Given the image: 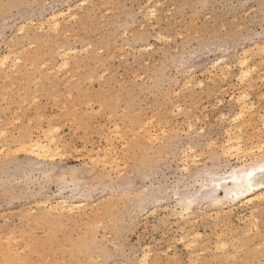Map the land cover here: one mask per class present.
<instances>
[{
  "label": "rangeland",
  "instance_id": "rangeland-1",
  "mask_svg": "<svg viewBox=\"0 0 264 264\" xmlns=\"http://www.w3.org/2000/svg\"><path fill=\"white\" fill-rule=\"evenodd\" d=\"M262 47L264 0H0V264H264V202L199 195L259 154L221 148L238 124L246 149L264 139ZM242 93L253 107L235 120ZM49 127L53 157L14 152Z\"/></svg>",
  "mask_w": 264,
  "mask_h": 264
},
{
  "label": "bare ground",
  "instance_id": "bare-ground-1",
  "mask_svg": "<svg viewBox=\"0 0 264 264\" xmlns=\"http://www.w3.org/2000/svg\"><path fill=\"white\" fill-rule=\"evenodd\" d=\"M148 2V1H147ZM150 2V1H149ZM147 7V6H146ZM148 10V9H147ZM147 14V13H146ZM148 14L152 16L155 15V11L153 10V8L149 9L148 10ZM63 16V13L62 12H57L55 14H52L51 16H49V18H47L45 21H47V23L51 24V26L49 27L50 30H53L55 32H57L59 30V26H60V23H59V18ZM69 17V16H68ZM147 17V16H146ZM73 18V17H72ZM45 19V18H44ZM71 19V17L69 18ZM74 19V18H73ZM44 23V22H43ZM41 24V23H40ZM80 24V23H79ZM42 26V24H41ZM40 26V27H41ZM48 29V30H49ZM21 30V29H20ZM39 30V29H38ZM39 32V31H38ZM45 32V31H44ZM47 34V33H46ZM159 34V33H158ZM157 34V35H158ZM153 38V37H152ZM108 45V44H107ZM89 47V45L87 46ZM150 47V46H149ZM148 47V48H149ZM255 47H257L255 45ZM144 47H142L143 49ZM263 48V47H262ZM24 49V48H23ZM85 49V48H84ZM83 49V50H84ZM151 49V48H150ZM248 49V48H247ZM252 49V48H250ZM264 49V48H263ZM263 49H261L262 52ZM62 50V48H61ZM100 50V49H99ZM143 50H146V49H143ZM258 50V49H256ZM260 51V53H261ZM24 52V51H23ZM248 52V51H246ZM68 53H70V51L68 50H62L61 53H58V57H60L62 59L61 61V66H68V61L67 60V56H68ZM73 53V51H72ZM244 52H242V55H243ZM258 53H259V50H258ZM262 54V53H261ZM11 55V54H10ZM9 55V57H10ZM19 55V54H18ZM245 55V54H244ZM15 56V55H14ZM5 57V56H4ZM7 56V58H9ZM13 59V58H12ZM8 59H2L0 60V68L1 66H3L6 61ZM18 60V59H17ZM223 60V59H222ZM12 61V60H11ZM19 61V60H18ZM17 61V62H18ZM221 61V60H220ZM250 59L245 55L243 56L242 58H239L238 60V64L240 66V72L238 74V79L241 80V82L245 81V80H250V75H251V72L254 71V66H250ZM15 63V62H14ZM12 63L13 65H16ZM60 63V62H59ZM33 64V63H32ZM31 64V65H32ZM218 64V63H217ZM60 65V64H59ZM76 66V65H75ZM224 66V65H223ZM225 67V66H224ZM12 68L15 69V66ZM226 68V67H225ZM229 68V67H228ZM65 69V68H64ZM212 69V68H211ZM220 69V68H219ZM12 70V69H11ZM61 70V69H60ZM220 71V70H219ZM208 72V71H206ZM101 74V73H100ZM102 75V74H101ZM213 76V75H212ZM224 77V76H222ZM8 78V77H7ZM62 78V77H61ZM101 79V78H100ZM236 79V78H235ZM8 80V79H7ZM212 81V80H211ZM194 83V82H193ZM199 83V82H198ZM201 84V83H200ZM199 84V86H200ZM187 85V84H185ZM194 85V84H193ZM195 86V85H194ZM202 86V85H201ZM251 87V86H250ZM190 88V87H189ZM243 94V93H242ZM242 96V95H241ZM246 99H247V96L243 94L242 97L238 98V100L236 102H239L238 105V109H240L239 113H237L236 115H233V118H235V120L239 119L242 117L243 115V112L244 110L246 109H249L248 106H252V105H248L246 103ZM253 107V106H252ZM251 108V107H250ZM182 109V108H181ZM179 110V109H178ZM177 110V111H178ZM189 110V109H187ZM247 111H250V110H247ZM172 112V111H171ZM186 112V111H185ZM173 113V112H172ZM247 115V114H246ZM251 115V114H250ZM110 116V115H109ZM235 116V117H234ZM244 116V115H243ZM254 117V116H253ZM261 117V116H260ZM223 118V117H222ZM233 118H230L233 122H235L233 120ZM243 119V118H241ZM245 119V118H244ZM261 119V125H262V128L264 129V114L263 116L260 118ZM229 121V120H228ZM146 122V121H145ZM244 123V122H243ZM247 123V122H245ZM189 125V124H188ZM189 127V126H188ZM187 127V128H188ZM116 128V127H115ZM193 128V127H192ZM230 127H228L229 129ZM233 128V127H232ZM252 129V127H250ZM141 129V128H140ZM227 129V130H228ZM236 129H237V133L236 136H232L231 133L228 132V135H227V138H226V141L224 142V144L222 145V156H225L226 154L229 155V154H236V155H239V154H243V153H246L247 152V156H248V151L251 152V150H254V149H257L259 152L256 153L258 154V157H255L256 154H253V158L248 161V164H243V165H240V166H234V167H231L230 171L224 173V174H215V173H207L205 174L206 178L205 180H202V183L200 184V191L199 192H202L199 193L200 199H203L204 201H207L209 204H211L213 207H216V208H221L222 206H227V205H230V206H236L238 204H246V205H254V202H264V139L261 140V141H258L256 143H254L253 146H250L248 149H246L243 145V139H244V130H242V125L241 124H238L236 126ZM234 128V130H236ZM55 129L49 127L45 132H44V136H45V139L47 140V142H44V141H40V140H33V139H22V140H19L18 142V148L15 150V147L13 149V151L16 153L20 152V150H22V152H26L28 153L31 157H33L34 159H36L37 161H41L45 158H51L55 155V153H58L59 151V148H58V141H56L55 137H53L52 135V132H54ZM118 130V129H116ZM142 130V129H141ZM187 130H190L191 129H187ZM225 130V129H224ZM223 130V131H224ZM230 130V129H229ZM233 130V131H234ZM151 131V130H150ZM158 131V130H157ZM156 131V132H157ZM225 131V132H226ZM146 132V131H145ZM162 132V130H161ZM257 132V131H256ZM2 134V132H0ZM5 133V132H4ZM138 133V132H137ZM153 133V132H152ZM234 133V132H233ZM113 134V133H112ZM148 134V133H147ZM158 134V133H157ZM235 134V133H234ZM4 135V134H3ZM115 135V134H114ZM151 135V134H150ZM149 135V136H150ZM1 136V135H0ZM111 136V135H110ZM119 136V135H118ZM158 136V135H156ZM135 137V136H134ZM152 136L148 137L149 139L151 138ZM155 137V136H154ZM147 138V139H148ZM120 139V138H119ZM157 140V139H156ZM149 141V140H148ZM155 141V140H154ZM150 142V141H149ZM142 144V143H141ZM222 144V143H221ZM61 144H59L60 146ZM63 146H64V143H63ZM0 152L2 150V147L0 146ZM118 149V148H117ZM121 150V149H119ZM122 151V150H121ZM190 152V151H189ZM193 152V151H192ZM6 153V152H5ZM104 153V152H103ZM255 153V152H254ZM3 154V153H2ZM12 154V153H10ZM103 155V154H102ZM184 158H185V155L184 154ZM235 155V156H236ZM94 156V155H93ZM120 156V155H119ZM189 156V155H187ZM234 156V155H233ZM245 156V155H244ZM243 156V157H244ZM257 156V155H256ZM6 157V155H5ZM8 157V156H7ZM115 157V156H114ZM252 157V155L250 156ZM94 158V157H93ZM116 158V157H115ZM114 158V159H115ZM187 158V157H186ZM185 158V159H186ZM100 159V158H99ZM193 159V158H192ZM191 159V160H192ZM198 159V158H197ZM242 159V157H241ZM118 160V159H116ZM115 160V161H116ZM105 160H103L104 162ZM240 161V160H239ZM99 162V161H98ZM114 162V161H113ZM193 163L194 162V159L192 161ZM107 163V162H106ZM185 163V162H184ZM245 163V162H244ZM44 164V163H43ZM102 164V163H101ZM33 165V164H32ZM39 165V164H38ZM105 165V164H104ZM103 165V166H104ZM189 165V164H187ZM194 165V164H193ZM36 167V166H35ZM184 167V166H182ZM186 168V167H185ZM183 168V169H185ZM30 169V168H29ZM28 169V170H29ZM34 169V168H33ZM205 169V168H204ZM188 171V169H187ZM28 175H30L28 173ZM204 176V174H202ZM201 181V180H200ZM197 185V184H196ZM199 186V185H198ZM73 188V186H72ZM185 188V187H184ZM74 189V188H73ZM72 189V190H73ZM76 190V189H75ZM74 191V190H73ZM72 191V192H73ZM77 192V191H74V193ZM197 194V193H196ZM195 195V193H194ZM148 196V195H147ZM173 196V195H172ZM173 197H177L176 195L173 196ZM148 198V197H147ZM179 198V197H178ZM194 196H191L190 194V197H187L185 199H182V198H179V203L178 205L181 207L179 210H180V213H178V217L180 216L182 219L183 218H187V216L190 215L191 213V209L194 205V203L196 201H198V199H196ZM48 203V202H47ZM62 204H64V207L66 206L67 202H63ZM77 206H81L82 203L80 204H76ZM84 205V204H83ZM82 205V206H83ZM61 206V205H59ZM81 206V207H82ZM62 207V206H61ZM66 207H74V205H69V206H66ZM85 207V206H84ZM56 208V207H55ZM60 208V207H59ZM78 208V207H77ZM140 208V207H139ZM49 209V208H48ZM63 209V208H62ZM68 209V208H67ZM51 210V209H50ZM138 210V209H137ZM140 210V209H139ZM56 211V210H55ZM71 211V209H70ZM231 211V210H229ZM69 212V210H68ZM250 212V211H249ZM219 215V213H217ZM193 216V215H192ZM211 217V216H210ZM249 217V216H248ZM201 218V217H200ZM247 219V218H246ZM195 221V220H194ZM100 224V223H98ZM102 225V224H101ZM254 227V226H253ZM250 229V228H249ZM254 229H256L254 227ZM251 232V231H250ZM258 233V232H257ZM196 234V233H195ZM224 234V233H223ZM194 235V234H193ZM198 235V234H196ZM59 236V235H58ZM200 236V235H199ZM198 236V237H199ZM225 236V234H224ZM197 237V236H196ZM245 237V236H244ZM61 238V237H60ZM200 238V237H199ZM234 239V238H233ZM232 239V240H233ZM30 240V239H29ZM181 240L182 242L184 243V245L186 246V248L188 247H192V246H195L196 242H195V236H192V234L190 235L189 233L185 232L184 235L181 237ZM219 240V239H218ZM180 242V241H179ZM181 242V243H182ZM221 242V241H220ZM240 242V241H239ZM205 243V242H204ZM238 243V242H237ZM40 244V242H39ZM220 244H224V243H220ZM218 244V246L220 245ZM48 245V244H47ZM216 245V244H214ZM232 245V244H231ZM224 246V245H223ZM237 246V245H236ZM220 247V246H219ZM235 247V246H234ZM242 247V246H241ZM260 247V246H259ZM216 248V247H215ZM224 248V247H223ZM227 248V246H226ZM224 248V249H226ZM261 249V248H260ZM209 250V249H208ZM220 250V249H219ZM215 251V249H214ZM217 251V249H216ZM204 252V251H202ZM223 252V251H221ZM226 252V251H225ZM8 254V253H6ZM150 254V252H149ZM201 254V253H200ZM223 254V253H222ZM232 254V253H231ZM234 254H236V252H234ZM44 255V254H43ZM42 255V256H43ZM143 255V254H142ZM224 255H227L226 253H224ZM230 255V254H229ZM239 255V254H238ZM143 256H148V255H143ZM196 256V255H195ZM221 256V255H220ZM232 257V255H230ZM235 256V255H234ZM233 256V257H234ZM27 257V256H26ZM149 257V256H148ZM198 257V256H196ZM195 257V258H196ZM229 257V256H227ZM230 257V258H231ZM235 258V257H234ZM232 258V259H234ZM27 259V258H26ZM48 259V258H47ZM198 259V258H197ZM142 260H143V257H142ZM196 260V259H195ZM264 261V259H263ZM142 263V262H141ZM146 263V262H145ZM196 263V262H194Z\"/></svg>",
  "mask_w": 264,
  "mask_h": 264
}]
</instances>
